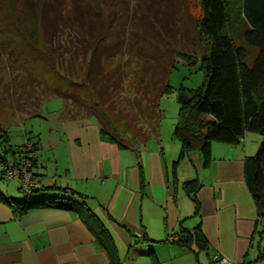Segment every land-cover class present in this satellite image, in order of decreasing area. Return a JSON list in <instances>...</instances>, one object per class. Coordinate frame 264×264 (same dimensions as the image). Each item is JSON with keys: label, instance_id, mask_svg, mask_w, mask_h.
<instances>
[{"label": "crops", "instance_id": "obj_1", "mask_svg": "<svg viewBox=\"0 0 264 264\" xmlns=\"http://www.w3.org/2000/svg\"><path fill=\"white\" fill-rule=\"evenodd\" d=\"M64 130L63 172L47 174L37 154L35 197L66 195L61 188L84 196L94 221L110 236L109 247L83 213L41 207L16 215L0 202V264H111V257L121 264H152L149 248L160 264H213L215 254L232 264H264L262 224L243 171L245 157L261 141L258 133L247 132L235 144L212 142L204 163L196 150L180 157L173 130L163 134L162 126L159 138L148 139L138 154L109 141L91 118L67 120ZM17 183L6 187L7 196ZM197 225L207 249L166 240L170 232H191Z\"/></svg>", "mask_w": 264, "mask_h": 264}, {"label": "trees", "instance_id": "obj_2", "mask_svg": "<svg viewBox=\"0 0 264 264\" xmlns=\"http://www.w3.org/2000/svg\"><path fill=\"white\" fill-rule=\"evenodd\" d=\"M24 1L22 11L26 16L29 15L28 13L30 17L34 16L32 19L42 15L46 18L49 10L56 9L57 12L61 10L58 7L61 0H57L59 1L57 5L54 4L55 0H52L51 6L48 3L40 6L39 3H33L31 0ZM78 1L83 4L80 7L83 14L95 15L96 18L92 20L93 18L83 14L81 18L76 13L79 11V5L73 6L74 9L76 8L74 17L68 11L66 15L69 20L71 19L70 23L77 25V29L86 28L91 32L93 28H100L105 24L103 11H99L100 9L98 10L92 3L95 0ZM73 3L76 5V0ZM199 3L201 13L195 20V29L198 41L205 45L200 55L203 81L196 88L180 85L174 90L179 110L172 135L180 143V157L196 150L201 153L204 163L211 158L212 142L235 144L247 132H256L261 136L256 152L245 157L243 171L245 184L261 220V233H264V0H199ZM53 15L57 18L56 13ZM49 23L53 21H44L47 35L55 27L54 24L51 27ZM83 36L87 39L84 33ZM47 40H49L48 37ZM99 40L102 45L98 43L83 45L79 51L74 49L70 53V50L65 48L64 52L60 51L58 57L57 49L54 47V51L45 55V66H49L48 72L54 75L53 96L64 99V120L94 117L101 134L109 141L121 148H131L138 154L139 147L149 138L160 136L158 99L161 93L171 91V86L166 82L164 86L157 88L156 81L144 82L142 77L139 78V71L134 69L131 72L126 71V65H118L113 72L104 70L101 60H109L111 57L121 58L123 45H106L103 43L102 36ZM128 46L129 51L134 55H142L141 50L133 51L132 45ZM59 47L60 45L56 48ZM67 52L68 59H65L64 55ZM60 69L63 72H60ZM135 75L139 76V79L128 81L130 83L128 89L133 99L129 101L130 115L133 116L130 122L124 119L123 111L112 107L108 98L112 88L121 90L126 87L128 77ZM72 107H75L74 111ZM78 110L85 113L78 114ZM27 143L31 145L29 149L26 148ZM37 149V143L28 138H23L21 144L15 149L11 147L2 149L0 153L2 179L6 182L16 179L19 182L18 189L27 198H11L0 191V202L10 206L16 215L23 214L32 208L53 207L75 210L94 221L95 218L87 207L84 196L75 190L61 188L66 195L36 198L39 187L33 189L32 194H28L21 186L19 178L7 177V171L11 166L8 162L11 161L13 165L20 166V161L26 156L32 165L29 170L39 181L34 170L37 163ZM22 150L25 151L22 152ZM188 184L186 182L185 186ZM29 196L33 199H29ZM193 200L197 210L198 201L195 197ZM94 223L96 224L95 221ZM91 229L100 243L108 248L107 238L110 236L103 225L100 224ZM182 232L179 235L172 232L175 239L167 238L166 240L189 248L194 243L197 250L207 249L208 241L200 225H197L194 231ZM147 252L152 264H160L153 249L149 248ZM110 262L121 264L120 259L113 257ZM213 264H215L214 261ZM243 264H251V262Z\"/></svg>", "mask_w": 264, "mask_h": 264}, {"label": "rangeland", "instance_id": "obj_3", "mask_svg": "<svg viewBox=\"0 0 264 264\" xmlns=\"http://www.w3.org/2000/svg\"><path fill=\"white\" fill-rule=\"evenodd\" d=\"M31 1L40 6L44 3L51 6L52 3V0ZM24 2L0 0V153L4 148L15 149L23 138H28L38 145L37 154L43 170L47 174H62L68 156L64 130V122L67 120L63 119L64 99L53 96L54 75L48 72L49 66H45V55L54 51V47L57 49V56L65 48L70 53L74 49L79 51L83 45H102L99 42L100 36L106 45H123L121 58L101 60L104 70L113 72L118 65H126V71H139L138 77H142L144 82L156 81L157 88L169 83L171 91L161 93L158 103L163 134L167 129L173 130L179 110L174 90L180 85L196 88L203 81L200 55L205 45L198 41L195 29V20L201 13L199 0L91 1L99 11H103L102 16L105 18V26L93 28L92 34L86 28L77 29V25L70 23L71 19L67 18V11L74 17L76 8L73 6L77 5L79 11L76 13L83 18L82 9L80 10L83 4L78 0L76 5L74 0H61L58 6L61 8L60 12L48 9L46 18L41 14L37 19H32L34 16L30 17V13L28 16L24 14ZM54 4H59V1L55 0ZM53 13L57 14V18ZM87 16L92 20L96 18L95 15ZM51 20L53 23L49 24L51 27L54 24L55 27L47 35L44 21ZM128 45H132L133 51L141 50L142 55L131 53ZM69 53H65V59H68ZM61 71L63 72L60 69ZM138 77L129 76L126 87L121 90L112 88L109 92L108 100L112 107L123 111L124 119L130 122L133 119L129 103L132 94L128 87L129 82ZM71 109L74 111L75 107ZM83 112L78 110V114ZM90 118L98 123L94 117ZM54 160L59 165L56 169ZM8 186L17 187L18 183L14 179L6 182L0 173V191L7 194ZM16 187L9 196L15 199L27 198ZM28 198L33 199L32 196Z\"/></svg>", "mask_w": 264, "mask_h": 264}, {"label": "built area", "instance_id": "obj_4", "mask_svg": "<svg viewBox=\"0 0 264 264\" xmlns=\"http://www.w3.org/2000/svg\"><path fill=\"white\" fill-rule=\"evenodd\" d=\"M30 146V143L26 144L27 149H29ZM8 163L11 164V166L7 171V177L9 179L13 177L19 178L21 186L23 187L25 192L28 194H32V190L39 187L40 183L38 180L35 179L33 173L29 170V168L32 166L31 161L25 156L20 161V166L13 165L11 161ZM168 238L172 240L175 239V236L172 232H170ZM212 260L215 262V264H232V262L228 258L220 256L218 254H215Z\"/></svg>", "mask_w": 264, "mask_h": 264}]
</instances>
